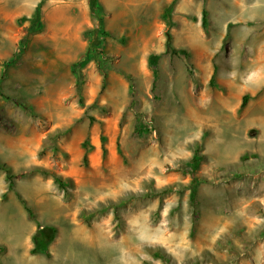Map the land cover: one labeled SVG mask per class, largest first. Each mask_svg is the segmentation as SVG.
Wrapping results in <instances>:
<instances>
[{
    "label": "rangeland",
    "instance_id": "rangeland-1",
    "mask_svg": "<svg viewBox=\"0 0 264 264\" xmlns=\"http://www.w3.org/2000/svg\"><path fill=\"white\" fill-rule=\"evenodd\" d=\"M98 3L0 0V264H264V0Z\"/></svg>",
    "mask_w": 264,
    "mask_h": 264
},
{
    "label": "trees",
    "instance_id": "trees-1",
    "mask_svg": "<svg viewBox=\"0 0 264 264\" xmlns=\"http://www.w3.org/2000/svg\"><path fill=\"white\" fill-rule=\"evenodd\" d=\"M89 5H90V9L92 14L97 18V20L100 22V19L97 15V10L99 9V3L98 0H89ZM40 14H41V7L40 5L36 8L34 15L31 17V21L34 23H37L39 21L40 18ZM202 24L204 27H206L207 25V10L206 8H203L202 11ZM96 36H98V34H106L107 32L105 31V29L103 28V25L100 23H98L96 29ZM27 43V37H23L21 38L20 42H19V48H18V52H21L25 46V44ZM90 46L94 47L95 43L94 42H90ZM168 50L169 52H171L172 54H177L179 52V50L173 48L170 44H168ZM182 52H185L184 50ZM86 60V54L83 56V58H81L80 63H82L83 61ZM248 95H244L242 98V102H241V106L244 107L247 103L248 100ZM142 129V127H141ZM84 160L87 161V155L85 154L84 156ZM199 161V157L195 156L194 157V167L197 166V163ZM0 168L5 170V172L7 173V178L9 180V186L11 187L14 184V178H16V175H14L13 173H11L10 168L5 165V164H0ZM25 173H20L19 175H24ZM54 180V182L58 185L59 188L66 190L67 187V183L68 181H65L61 176L55 174V173H48ZM28 209V208H27ZM28 211H30V209H28ZM31 212V211H30ZM42 232L41 231H37L34 235H33V241L36 244L35 248L33 249V251H38V250H43L45 251L47 243L50 241V239L44 236V239H42ZM44 240V241H42ZM44 242V243H43ZM39 245H41L39 247ZM155 256L160 257L162 259H164V253L160 250H156L154 252Z\"/></svg>",
    "mask_w": 264,
    "mask_h": 264
},
{
    "label": "bare ground",
    "instance_id": "bare-ground-1",
    "mask_svg": "<svg viewBox=\"0 0 264 264\" xmlns=\"http://www.w3.org/2000/svg\"><path fill=\"white\" fill-rule=\"evenodd\" d=\"M5 232H6V231H5ZM2 234H3V233H2ZM2 234H1V235H2ZM10 251H11V250H10ZM10 251H9V252H10ZM10 259H11V258H10ZM22 259L25 260L26 264L31 263V262H30L31 260L28 259V257H27L26 255H24V256L22 257ZM10 264H11V263H10Z\"/></svg>",
    "mask_w": 264,
    "mask_h": 264
}]
</instances>
